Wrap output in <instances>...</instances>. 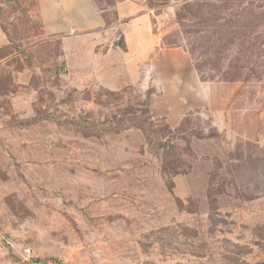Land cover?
I'll list each match as a JSON object with an SVG mask.
<instances>
[{"label": "rangeland", "instance_id": "obj_1", "mask_svg": "<svg viewBox=\"0 0 264 264\" xmlns=\"http://www.w3.org/2000/svg\"><path fill=\"white\" fill-rule=\"evenodd\" d=\"M96 4L0 0V264H264V0Z\"/></svg>", "mask_w": 264, "mask_h": 264}, {"label": "crops", "instance_id": "obj_2", "mask_svg": "<svg viewBox=\"0 0 264 264\" xmlns=\"http://www.w3.org/2000/svg\"><path fill=\"white\" fill-rule=\"evenodd\" d=\"M46 3V4H45ZM123 3V2H122ZM42 15L44 20L58 21V32L65 30H78L83 32L99 29L104 25V15L98 8L95 0H41ZM124 9L118 6V15L123 16ZM139 14V13H138ZM142 11L138 17L144 20ZM139 43L146 51L147 31L138 29ZM144 37V38H143ZM153 46H150V49Z\"/></svg>", "mask_w": 264, "mask_h": 264}, {"label": "built area", "instance_id": "obj_3", "mask_svg": "<svg viewBox=\"0 0 264 264\" xmlns=\"http://www.w3.org/2000/svg\"><path fill=\"white\" fill-rule=\"evenodd\" d=\"M26 251H27L28 253H30V252H31V249H30V248H28V249H26Z\"/></svg>", "mask_w": 264, "mask_h": 264}, {"label": "trees", "instance_id": "obj_4", "mask_svg": "<svg viewBox=\"0 0 264 264\" xmlns=\"http://www.w3.org/2000/svg\"><path fill=\"white\" fill-rule=\"evenodd\" d=\"M95 2H96V0H95Z\"/></svg>", "mask_w": 264, "mask_h": 264}]
</instances>
